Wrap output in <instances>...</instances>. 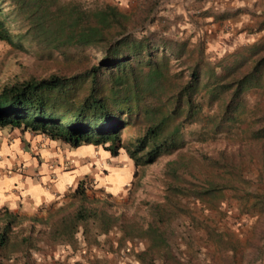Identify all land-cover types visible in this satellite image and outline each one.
Here are the masks:
<instances>
[{
	"label": "trees",
	"instance_id": "1",
	"mask_svg": "<svg viewBox=\"0 0 264 264\" xmlns=\"http://www.w3.org/2000/svg\"><path fill=\"white\" fill-rule=\"evenodd\" d=\"M137 24L131 13L109 1L0 0V39L29 45L54 62L26 68L0 87V127L42 133L68 148L90 143L112 156L122 148L135 166L134 177L138 167L181 149L186 133L201 131L204 138H213L246 123V94L260 89L264 95V47L253 48L245 67L236 65L238 60L213 62L205 60L201 50L194 56L182 46L173 50L150 34L136 35L132 27ZM88 48L100 50V57L93 58ZM263 115L253 118L251 124L261 123L250 128V137L264 139ZM189 164L166 162L169 181L164 199L151 204L150 219L136 229L118 222L121 217L106 209L105 200L88 194L85 177L79 178L69 201L57 206L51 202L46 215H21L4 208L0 264L14 252L29 264V249L45 232L35 228L36 222L47 228L49 240L69 242L82 224L86 228L93 223L101 232L119 226L121 237L147 240L136 254L142 262L152 260L155 252L165 254L161 249L172 245L170 223L187 209L180 198L213 200L227 187L213 176L203 185L182 182ZM248 194L254 196L253 204L264 205V194L248 191L246 199ZM24 219L30 222L22 227ZM18 223L20 232L12 238Z\"/></svg>",
	"mask_w": 264,
	"mask_h": 264
},
{
	"label": "rangeland",
	"instance_id": "2",
	"mask_svg": "<svg viewBox=\"0 0 264 264\" xmlns=\"http://www.w3.org/2000/svg\"><path fill=\"white\" fill-rule=\"evenodd\" d=\"M96 1L116 3L131 13L138 22L132 27L136 35L150 34L153 40H160V43L164 41L173 50L182 46L194 56L201 50L205 60H221V63L231 64L238 60L236 65L242 63V67H245L250 62L253 48L264 47V0ZM10 28L16 29L14 24ZM0 41L3 42L0 61L8 68V78L25 72L26 68L39 69L54 63L48 55H40L29 45ZM86 52L93 58L101 55V51L95 48H88ZM172 59L180 62L173 56ZM261 92L260 89H252L246 94L247 121L242 127L213 138H204L201 131L186 133L187 142L181 149L162 154L154 162L138 167L137 175H131L126 181L128 156L122 148L116 156L105 153L101 157L97 154L94 155L96 160L94 158L92 162H85L97 172V176L83 175L87 180L88 194L105 200L106 209L121 217L118 222H128L134 229L145 226L151 217V204L164 199L169 181L165 175L168 160L190 162L181 174L182 182L188 185H203L211 176L227 185L219 197L213 200L191 196L180 198L187 209L170 223L172 245L161 249L166 251L165 254L155 252L152 260L142 262L136 254L147 246V240L138 235L121 237L119 226L101 232L93 223L86 228L82 224L75 234V240L69 242L64 239L49 240L45 237L47 228L36 222L35 228L42 227L45 232L36 241V247L29 249L27 262L264 264V205L253 204L252 194H248L249 199L245 198L248 191L264 194V139L249 136L250 128L261 123L258 120L256 124H251L253 118L264 114V95ZM189 128L196 130L198 126L191 125ZM98 148L102 150L100 146ZM86 159L91 160L92 157ZM208 162L218 164L210 166ZM109 173L110 180L102 183L94 181L99 176L107 177ZM121 182L123 184L118 188ZM111 183L117 189H111ZM69 200L68 196L61 203ZM3 212L0 213V226ZM47 212L45 206L38 209L37 214L46 215ZM29 222L24 219L21 226H28ZM19 228V223L13 227L12 238L19 234ZM23 262L24 256L14 252L4 264Z\"/></svg>",
	"mask_w": 264,
	"mask_h": 264
},
{
	"label": "crops",
	"instance_id": "3",
	"mask_svg": "<svg viewBox=\"0 0 264 264\" xmlns=\"http://www.w3.org/2000/svg\"><path fill=\"white\" fill-rule=\"evenodd\" d=\"M2 45L0 41V50ZM8 73L1 60L0 87L8 81ZM97 154L103 157L105 152L90 143L70 149L63 142L49 139L42 133L19 127H0V213L7 208L14 213L33 215L51 202L54 205L61 203L79 178L84 174L96 175V170L85 162L94 161ZM126 160L128 170L124 181L134 171L131 159L127 157ZM108 179L110 173L94 181L102 183ZM110 188L117 189L114 183Z\"/></svg>",
	"mask_w": 264,
	"mask_h": 264
}]
</instances>
